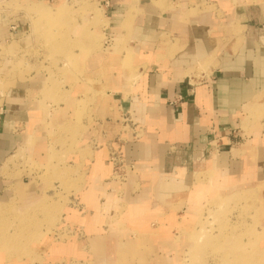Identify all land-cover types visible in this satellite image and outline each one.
<instances>
[{"label":"crops","instance_id":"obj_1","mask_svg":"<svg viewBox=\"0 0 264 264\" xmlns=\"http://www.w3.org/2000/svg\"><path fill=\"white\" fill-rule=\"evenodd\" d=\"M21 1L0 0V44L33 40L24 13L4 8L30 3ZM96 1L99 17L78 26L95 20L104 44L79 69L106 75L0 79V202L34 204L44 173L59 168L86 183L78 197L96 203L86 214L119 199L124 177L126 220L145 215L136 230L150 208L215 186L247 184L264 199V0ZM86 37L79 32L80 54Z\"/></svg>","mask_w":264,"mask_h":264},{"label":"rangeland","instance_id":"obj_2","mask_svg":"<svg viewBox=\"0 0 264 264\" xmlns=\"http://www.w3.org/2000/svg\"><path fill=\"white\" fill-rule=\"evenodd\" d=\"M28 1L24 6L18 2L4 6L24 13L33 40L30 36L23 48L0 44V79L7 84L17 79L58 83L88 72L79 69L80 60L95 63L93 52L104 43L95 37L99 35L95 20L81 22L80 29L78 25L80 18L99 17L97 1ZM82 30H87L88 46L80 54ZM89 72L108 73L101 67ZM50 172L42 176L44 195L34 204L28 203L31 198L24 202L26 197L0 202V264H264V199L247 184L215 186L204 196H185L175 206L157 207L160 211L152 207L146 211V229L136 230L133 218L126 220L123 176L114 188L120 198L113 203L101 199L106 203L99 208L101 214H86L84 204H96L93 198L78 197L86 183L77 176L73 180L65 168ZM203 184L212 185L206 178ZM85 215L86 228L77 223ZM136 217L137 224L145 215ZM95 225L99 228H89Z\"/></svg>","mask_w":264,"mask_h":264}]
</instances>
